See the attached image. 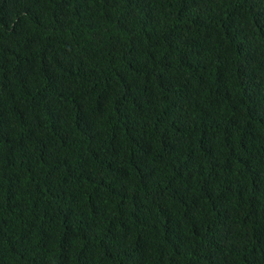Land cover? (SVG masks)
Masks as SVG:
<instances>
[{
	"label": "trees",
	"instance_id": "obj_1",
	"mask_svg": "<svg viewBox=\"0 0 264 264\" xmlns=\"http://www.w3.org/2000/svg\"><path fill=\"white\" fill-rule=\"evenodd\" d=\"M0 264H264V0H0Z\"/></svg>",
	"mask_w": 264,
	"mask_h": 264
}]
</instances>
